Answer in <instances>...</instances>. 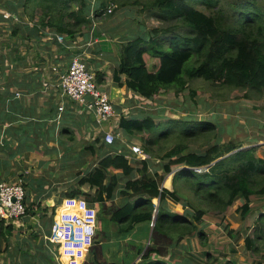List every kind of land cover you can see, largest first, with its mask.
Segmentation results:
<instances>
[{
    "label": "trees",
    "instance_id": "obj_1",
    "mask_svg": "<svg viewBox=\"0 0 264 264\" xmlns=\"http://www.w3.org/2000/svg\"><path fill=\"white\" fill-rule=\"evenodd\" d=\"M118 1L121 6L141 4L142 9L151 16L171 22L174 20L168 26L151 29L145 25H141L139 30H135L134 27L122 36L120 60L113 72V79L118 86L125 85L148 99L158 95L163 88L176 87V91L180 92L188 84V79L184 76L186 64L193 60L196 65L187 70L190 79L203 78L237 88L264 89V6L260 5L258 0L237 3L239 14L233 23L228 22L230 17L222 7L217 8L221 0ZM196 2L217 8V11L215 14H208L199 9ZM109 3L110 1L102 0L95 15H102L100 10ZM73 4L75 9L71 10ZM0 8H7L14 13L23 8V14L19 13L22 18L33 21L38 16L39 26L43 28L49 26L53 31L66 34L69 41L76 39L83 26L92 23L88 0H0ZM37 10L41 11L40 15ZM56 10L60 14L55 13ZM66 18H69V21ZM5 21L3 14H0V87L4 88L0 89V103H6L8 97L13 98L11 88L21 85L26 79L30 82L23 88L32 92L39 84L37 82V85L35 84L36 77L39 78L43 73L41 70H31L21 81L16 80L18 71L30 66L26 56L22 55L20 46L26 41H36L40 36V29L36 25L18 22L12 24L11 33L7 39H3L7 35V29L2 23ZM9 38L15 39L10 45L5 42ZM147 57L157 61L152 68L149 67ZM96 74L98 80L102 82L105 74L100 71ZM38 96L36 93L35 98ZM53 99L52 95L50 102L46 103L49 109L46 113L40 114L42 122L35 126L32 119V122L19 128V130L23 127L30 128L31 144L40 136L37 134V128L42 129L43 125L49 127V120L57 117L58 107ZM31 106L36 107L34 101L31 102ZM2 116L0 112V118ZM31 116L36 115L32 112ZM211 125L213 124L209 122L198 123L200 128H211ZM118 126L121 132L131 135L153 132L158 122L151 115L146 117L123 115ZM68 131L67 127H63L60 133L65 134ZM102 137H95L82 148L80 158H85V153L89 151L94 156L95 164L77 172L78 178L72 187L76 189L68 191L67 195H82L90 205L96 206L99 230L102 227L97 234H105L112 223L118 227L114 232L116 235H130L137 225L141 227L146 225L143 228L139 227L140 238L135 241L134 253L135 258L138 256L141 258L134 264H195L190 260L182 263L178 254H181L182 241L186 237H198L202 242L205 240L206 232L200 225L204 224L207 210L195 207L177 188L178 183L187 184L201 202L209 203L220 213L242 197L244 202L238 209L245 216L251 208V197L264 195V185L253 187L256 177L264 175V158L255 156L254 148L243 149L242 144L214 143L204 152H196L187 151L186 146L179 143L162 155L161 166L164 173L160 174L158 169L153 168L149 158L130 161L126 156L128 148L126 150V147H123L124 149L120 150L121 144L117 140L107 144ZM150 143L151 140L144 142V147L148 151H151ZM85 165L83 161L80 162V167ZM204 167H208V170L202 172L195 170ZM172 173L173 189H170L163 186V182L165 176ZM83 187L96 190L86 192L81 190ZM117 195L124 198L122 205L119 207L105 205V201L113 200ZM154 199L159 200L157 206ZM170 201L176 204L177 209H171ZM24 203L26 204V197ZM97 203L99 205H96ZM156 208L157 218L152 227ZM33 209V205L27 207V213L30 214ZM45 211L48 212V209L45 208ZM53 213L54 211L44 222L48 228V235L51 233ZM4 220L0 219V236L7 239L14 230V225L5 224ZM149 229L153 230L147 242L145 232ZM233 232V229H228V233L235 240L243 237L238 231L235 234ZM259 235L263 236L262 233ZM31 238L30 248L41 250L42 248L34 243L38 240L36 230L32 232ZM244 241L248 247L253 242L249 235L244 237ZM96 242L97 236L95 244ZM50 245L53 243L47 240L45 257L48 262L54 257ZM154 254L162 258H153ZM53 263L58 264L56 261ZM225 264L235 263L228 260Z\"/></svg>",
    "mask_w": 264,
    "mask_h": 264
},
{
    "label": "rangeland",
    "instance_id": "obj_2",
    "mask_svg": "<svg viewBox=\"0 0 264 264\" xmlns=\"http://www.w3.org/2000/svg\"><path fill=\"white\" fill-rule=\"evenodd\" d=\"M105 1L117 2V4H119L118 0ZM245 2H247V0H221L217 8L222 7L226 15L230 17L228 22L233 23L239 14V8L236 7V4ZM258 2L260 5L264 6V0H258ZM196 6L208 14H215L217 11V8H210L198 2H196ZM117 7L118 8H116L113 14L108 17H102L99 20V28L105 29L107 27V29H115V31H111L109 35L117 39L119 36L122 37L124 33H129L130 29L134 27L145 25L151 29L157 26H168L174 21L171 22L151 16L150 13L142 9L141 4H129L125 6L119 4ZM140 8L142 10H140ZM29 9L31 10L30 7ZM73 9H75V4L72 5L71 10ZM3 10L9 12L7 8H3ZM23 11L24 9L22 8L19 12H16V14H23ZM55 13L60 14L57 10ZM38 14L40 15L41 11H39ZM56 17H58V15ZM36 18H38V16ZM66 20L69 21V18H66ZM15 24H17V22L14 23V25ZM88 27L89 25L83 26L81 31L84 29L86 30ZM9 33L8 30L7 35H5L3 39H7ZM14 41V38H9L8 41L5 42L10 45ZM31 41L24 42L22 47V53H27L28 60L32 59L33 55V51H26L27 46H32ZM103 45L104 48H106L107 43ZM118 54H120L119 51ZM147 61L150 68L157 62L149 57H147ZM194 65L196 64L193 60L186 64L184 76L188 79V84L180 92L176 91V87L163 88L160 93L152 99H148L138 93H129L128 91L127 94L114 93V95L112 91L109 92L116 115L103 127L107 126L117 134L116 140L121 144V147H119L120 150H123L125 147L126 150L127 148L129 149L128 144L133 143H140L144 147L145 140H151L149 145L151 151H147L151 155L150 160L153 168L158 169L160 174L164 173L161 166L162 155L179 143L184 144L187 151L196 152H204L214 143L242 144L243 146L241 148H254V155L264 158V89L237 88L213 83L203 78L190 79L187 70ZM65 68H67V66H64L63 69ZM53 81L57 83L56 74L53 75ZM102 83L106 84L107 81H98L99 85ZM52 90L57 94L58 102H64L65 110L71 106L73 107V111L83 116L71 100L61 97L59 91ZM123 99L124 104L122 103ZM123 115L127 117H146L151 115L155 118L156 122H158V126L153 132L127 135L121 132L118 126L119 119ZM208 122L213 124L210 126L211 128L198 127V123L204 124ZM96 124H94L92 129L90 127H88L89 130L87 129L91 132L90 138L92 139L95 136H103V127ZM72 126L75 129V133H71L70 135L69 133H65L62 140L77 136V140H71L76 144L77 149L81 146H85L80 145L78 137L85 143L89 142L90 138L86 137L87 130L83 125H75L72 119H70L67 127L72 130ZM73 142H71V144H73ZM60 148L62 149V147ZM80 149L76 152L81 155L82 151H80ZM84 156L88 163L81 170H84L95 160L94 156L89 151H87ZM198 172L202 171L198 170ZM173 174L174 173L167 174L163 182V184L169 188H173ZM262 185H264L263 174L256 177L253 187ZM177 188L187 196V199H189L195 207L205 208L207 210V213L204 215V224L200 225L204 227L206 238L203 242L200 241L198 237H186L182 241L183 247L180 249L181 254H178L182 263L186 260L193 261L195 264H225L228 260H231L235 264L264 263V195H253L251 197V208L246 215L243 216L238 209L244 202L242 197H239L233 205L229 206L223 213H220L209 203L201 202L187 184L180 182L177 184ZM89 192L91 191L89 190ZM123 200L124 198L122 196L118 197L117 204H123ZM169 205L171 209L176 207L175 203L172 201L169 202ZM117 228L118 227L112 223L110 225V232H115ZM228 229H233V234L238 231L243 237L239 240H235L233 236L228 233ZM259 233H262L263 236H260ZM130 235L133 240L129 241V244L135 246V241L140 238L139 228ZM150 235L151 229L145 232L147 242L150 240ZM246 235H249L253 241L250 247H248L249 245L244 241ZM112 236H110V238ZM97 237L99 239L96 244L100 246V256L97 257L96 261L98 249H94L88 256L85 264H96L95 262L98 261L100 262L99 264H111L112 262L132 264L134 261L137 263L140 260L141 256L135 258L134 252L136 249L131 250L130 254L123 258V261L122 259L117 260L121 247L119 246V239H122L124 235L120 234L113 236L115 237L113 241L109 240V235L98 233ZM138 247L139 245H137V248ZM158 257L162 258L158 255H153V258ZM165 260H167V258H165Z\"/></svg>",
    "mask_w": 264,
    "mask_h": 264
},
{
    "label": "crops",
    "instance_id": "obj_3",
    "mask_svg": "<svg viewBox=\"0 0 264 264\" xmlns=\"http://www.w3.org/2000/svg\"><path fill=\"white\" fill-rule=\"evenodd\" d=\"M88 2L91 7L92 23L86 30L80 31L76 39L69 41L68 36L65 34V40L59 42L58 40L49 39L47 36L45 37V33L41 32L39 38L35 39L36 41H31L32 46H27V52L28 50L33 51L32 59L28 60L27 53H22L24 57L26 56L30 66L20 71L16 80L21 81L22 77L31 72V70H41L43 73L39 78L36 77L35 79V84L36 82L37 84L39 83L38 87L29 92V89L23 88L25 84L30 82V80L26 79L25 83L23 82L21 85H15L11 88L10 93L13 98L8 97L9 100L6 103H0V112L3 114L0 118V181H14L17 179L23 181L27 191V207L34 206L30 214L27 213V215L13 220H4L5 224H13L14 230L7 239L0 236V264H54L53 261L60 264L57 259L58 251L55 244L50 245L51 253L54 256L53 259L48 262L45 257L48 228L44 225V222L47 221V217L51 215L52 211H54V217L56 209L63 198L69 196L67 192L76 189L72 187L75 184V179L78 178L77 172L84 168V166L80 167V162L88 163L86 158H80V154L76 152L82 147L77 149L76 144L73 142L77 140V136L62 140L64 134L60 132L63 127L68 126L70 119L77 126L83 125L86 130H89L88 127L91 129L94 127V124H96L95 119L90 112L78 106V111L83 116L73 111L71 106L66 110L65 108L63 111L59 110L60 103L57 100V94L51 88L52 85L57 84L53 81V75H55L53 67H57L61 71L65 70L66 68L63 69L64 66H67L73 57L80 55L92 70L105 74L102 82L106 80L107 83L101 84L102 89L105 91L108 89V93L112 91L113 95L114 93L127 94V91L136 93L125 85L118 86L113 79V72L120 60L118 51L120 53L123 37L119 36L117 39L110 36V32L115 31V29L99 28V20L104 16L103 14L100 16L95 14L96 10L100 8L102 0H88ZM103 9L100 10L102 13ZM108 16L110 15L106 17ZM140 28L141 26L136 27L135 30ZM126 34L127 32L124 33V35ZM104 43H107L106 48H104ZM0 89H4L3 86ZM17 93L20 94L17 95ZM36 93L39 96L35 98ZM52 95L54 96L53 101L56 102L58 107L57 117L54 120H49V127L43 125L42 129H40L41 127L37 128V134H40V136L31 144L30 128L24 129L23 127L22 130H19V128L32 122V119L35 126L37 123L42 122L40 114L46 113L49 109L46 103L50 102ZM32 101L35 102L36 107L31 106ZM122 103L124 104V99ZM32 112L37 117L31 116ZM105 127L108 128L107 126ZM47 130L49 135L46 134ZM88 130L86 137L90 138L91 132ZM65 133H69V135L75 133L74 127L72 126V130L69 129ZM72 139L73 141H71ZM93 139L90 138L89 142ZM78 141L80 145L89 143H85L79 137ZM82 148L80 151H82ZM93 164H95V161L91 165ZM163 185L167 187L165 184ZM81 190L94 192L96 188H81ZM118 197L120 196L117 195L115 199L105 201V205L108 207H119L122 204H117ZM154 203L157 206L159 200L154 199ZM96 205L99 204L97 203ZM45 208L48 209V212L45 211ZM175 209L177 208L175 207L173 210ZM139 227L141 225H137L135 231ZM34 230L38 234V240L34 241V243L41 247V250L30 248L31 234ZM105 235H109V238L112 235L116 236L114 232H110V229ZM113 236L109 239L110 241L115 240ZM141 236L143 235L141 234ZM98 239L97 237V241ZM131 240H133L131 235H124L122 239H119V246L121 247L117 260L122 259L123 261V258L128 256L131 250H135L134 245L129 244ZM94 249H98L97 258L100 256V246L95 244ZM94 249L91 248L90 253ZM122 264L125 263L122 262Z\"/></svg>",
    "mask_w": 264,
    "mask_h": 264
},
{
    "label": "built area",
    "instance_id": "obj_4",
    "mask_svg": "<svg viewBox=\"0 0 264 264\" xmlns=\"http://www.w3.org/2000/svg\"><path fill=\"white\" fill-rule=\"evenodd\" d=\"M117 8V4L110 2L103 9V16L111 15ZM0 13L6 19L5 29L11 33L12 22L27 23L30 26H38L40 33H45L49 39L63 42L66 35L53 31L51 27L39 26L38 18L31 21L22 18L19 14L0 9ZM23 45L20 46L22 52ZM25 53V52H23ZM28 58V57H27ZM30 62V61H29ZM57 75V84L52 89L59 91L60 96L71 100L76 106L81 107L92 114L98 126L103 127L115 115L113 101L107 91L98 84L95 70H92L87 62L76 55L63 71L53 67ZM20 93H17L19 95ZM65 108L64 102H60L59 110ZM117 134L103 127V141L112 144ZM129 152L126 156L133 159H150L149 152L140 143L128 144ZM196 171H206L208 167L195 168ZM27 191L20 179L14 181H0V218L13 220L27 214V206L24 203ZM98 214L95 205H90L82 195L66 196L56 209L53 217L50 235L46 239L55 244L60 264H85L88 254L95 243L98 231Z\"/></svg>",
    "mask_w": 264,
    "mask_h": 264
},
{
    "label": "water",
    "instance_id": "obj_5",
    "mask_svg": "<svg viewBox=\"0 0 264 264\" xmlns=\"http://www.w3.org/2000/svg\"><path fill=\"white\" fill-rule=\"evenodd\" d=\"M221 158H223V157H221ZM221 158H219V159H221ZM219 159H218V160H219ZM216 161H217V160H216ZM163 186H164V185H163ZM157 211H158V208L155 209V214H154V216H153V221H152V225H151L152 227L154 226V223H155L156 218H157ZM152 230H153V229H151V235H150V238H151V236H152Z\"/></svg>",
    "mask_w": 264,
    "mask_h": 264
}]
</instances>
